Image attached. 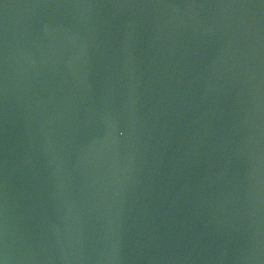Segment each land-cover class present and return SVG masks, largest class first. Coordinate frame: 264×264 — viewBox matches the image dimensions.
I'll return each mask as SVG.
<instances>
[{
	"label": "water",
	"instance_id": "obj_1",
	"mask_svg": "<svg viewBox=\"0 0 264 264\" xmlns=\"http://www.w3.org/2000/svg\"><path fill=\"white\" fill-rule=\"evenodd\" d=\"M3 264H264V0H0Z\"/></svg>",
	"mask_w": 264,
	"mask_h": 264
},
{
	"label": "snow or ice",
	"instance_id": "obj_2",
	"mask_svg": "<svg viewBox=\"0 0 264 264\" xmlns=\"http://www.w3.org/2000/svg\"><path fill=\"white\" fill-rule=\"evenodd\" d=\"M0 264H3V262H2V261H0Z\"/></svg>",
	"mask_w": 264,
	"mask_h": 264
}]
</instances>
